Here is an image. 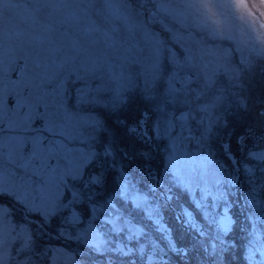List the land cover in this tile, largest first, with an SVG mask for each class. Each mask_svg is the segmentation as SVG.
<instances>
[{
    "label": "rangeland",
    "instance_id": "374dc122",
    "mask_svg": "<svg viewBox=\"0 0 264 264\" xmlns=\"http://www.w3.org/2000/svg\"><path fill=\"white\" fill-rule=\"evenodd\" d=\"M28 1L48 144L4 162L0 264H264V0Z\"/></svg>",
    "mask_w": 264,
    "mask_h": 264
},
{
    "label": "flooded vegetation",
    "instance_id": "af4514ba",
    "mask_svg": "<svg viewBox=\"0 0 264 264\" xmlns=\"http://www.w3.org/2000/svg\"><path fill=\"white\" fill-rule=\"evenodd\" d=\"M32 3L33 1L28 0H0V24L6 22V18L11 17L14 12L22 13L21 9ZM44 48L49 49V46L42 47ZM6 64L11 65L9 70H15L8 73L5 70ZM24 64L23 49L0 39V174L6 171V161L14 163V167H6L12 173L20 165L17 159L23 155L28 156L26 164L31 162V170L38 168L45 158L43 151L48 138L42 137L45 113H48L49 107L44 103L39 104L33 97V88L26 87ZM77 93L78 90L75 94ZM29 114L33 115L30 124Z\"/></svg>",
    "mask_w": 264,
    "mask_h": 264
},
{
    "label": "trees",
    "instance_id": "16d2710c",
    "mask_svg": "<svg viewBox=\"0 0 264 264\" xmlns=\"http://www.w3.org/2000/svg\"><path fill=\"white\" fill-rule=\"evenodd\" d=\"M260 195H258V203H256V204H258V207H261V206H264V199H263V201H262V198L261 197H259ZM257 198V196H251V199L252 200H254V199H256ZM162 221H163V219H164V216L162 215ZM161 218V217H160ZM165 220V219H164ZM218 225H219V223H218ZM170 237V238H169ZM168 240L170 241V243L171 242H173L174 241V239L172 238L171 239V236H170V234H169V236H168ZM128 251V250H127Z\"/></svg>",
    "mask_w": 264,
    "mask_h": 264
}]
</instances>
